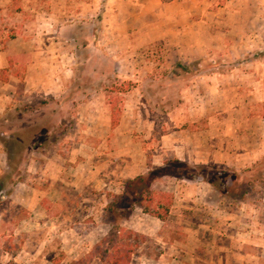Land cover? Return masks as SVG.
<instances>
[{
	"label": "rangeland",
	"instance_id": "1",
	"mask_svg": "<svg viewBox=\"0 0 264 264\" xmlns=\"http://www.w3.org/2000/svg\"><path fill=\"white\" fill-rule=\"evenodd\" d=\"M199 1H204L203 4L208 5L207 9L211 10L214 4L225 3L227 0ZM251 1L255 2L251 4L252 12L260 13L262 18L252 15L249 21L243 23L241 19H237L235 25L242 27L241 32L249 33V36L255 34V37H244V42L236 44L233 49H243L248 45L252 49H259L258 52L236 58L230 54V48L222 45L221 51L216 50L205 59L189 62L188 72L194 76L206 74L213 71L216 64H220V69L226 72L237 63L245 61L263 63L264 67V0ZM192 2L196 3L198 0ZM156 6L157 0H4L0 3V48L7 47L6 41L11 37L23 36L29 41L31 49L40 46L45 52L47 91L31 92L30 87L29 92H24V95L30 96L29 101L23 102V107L30 113L28 120L45 115L38 119L42 127V132H39L41 140L35 144L30 141V149L44 143L51 146L55 153L69 152L70 156L74 151L70 148L85 141H105L109 142L110 146L112 137L85 130L87 122L91 125L90 119H85L84 116L87 109L85 100L91 96L105 100L106 104H109L108 109L113 113V121L118 123L127 100L137 105V102H134L135 83L128 79L134 70L128 62L139 64L138 76L142 71L146 74L144 79L150 75L158 80L165 75L181 71L180 68H167L171 58L167 55L163 42L149 44L142 52L123 54L131 51L128 49L131 47L129 37L149 33L150 26L156 25ZM70 50L73 51L72 73L65 69H69ZM116 54L126 56L125 63H121L123 70L116 68L117 64H120L114 61ZM31 58L32 54H29V60ZM14 61L20 65L22 60L16 57ZM153 63L157 64V68L152 73L147 72V67H144H151ZM257 67L256 65L255 70ZM261 72L263 75L264 70L260 71V74ZM15 73L21 74L23 70L16 69ZM193 75L188 78L189 82ZM58 77L64 80L61 85L57 82ZM21 88L23 91L27 90L25 86ZM162 90L165 91V88ZM68 95H76L78 111L71 118H62L61 123L56 125L53 118L47 117L46 110L42 109L52 101H58L53 105L59 109L60 102ZM188 100L189 98L185 99L186 102ZM157 102V112L153 108L150 111V106L140 104L138 118L142 123H139L134 136L142 137L146 144L143 148L146 160L143 159L141 165L123 162L124 156H116L115 150L88 149L85 152L95 155L97 159L81 166V171L86 172V180L65 186L67 198L63 204L57 198L60 193L54 198V202H51L43 196L45 189L39 188L32 192L27 190L29 196H35V202L38 200L40 205L48 209L50 215L53 214V220L43 213L37 215L34 221L28 220L29 210L24 208L21 202L25 199L24 193L11 197L8 192L14 189L18 180L32 179L33 176L27 171L23 174L16 173L18 166H14L13 175L11 172L7 173L8 187L0 192V264H107L111 256L116 255L128 257V264H159L156 257L169 251V245L174 241L177 244L189 242L186 247L189 257L184 260V264H198L199 260L200 264H264V258L259 251L255 252V259L243 256L239 260L234 259L233 254L241 251L242 247L237 246L232 239L240 238L246 233L245 225L240 224L250 218L249 213L246 216L245 209L250 211V208L256 207L259 212L255 215L260 221L264 218V157L255 164L244 167L212 162L203 164L207 168L206 175L212 173V165L230 173V184H233L234 180L232 195L222 194L206 181L205 184L197 183V179H202L198 173L204 170L198 171L194 168L192 173L191 170H186L190 168L183 166L188 163H174L176 158H168L165 151H161V148H164L161 133L149 132L154 131L150 130L152 124L149 118L162 117L160 110L164 107V98L161 105L160 101ZM258 108L257 114H264V100L259 102ZM131 120L127 125H133V119ZM198 120L194 126L200 128H209L214 122L208 116L199 117ZM5 131L7 127L0 122V133ZM94 131L97 132L96 129ZM34 133L35 130L29 134L31 138ZM83 152L84 149L81 150V153ZM111 153L112 156L109 155ZM19 156L20 162L24 160L23 153H19ZM79 156L85 157L80 153ZM1 165L0 159V167ZM189 165L193 167L199 164ZM62 167L59 162L53 161L44 169L55 170L56 175H60ZM91 173H95L93 176H99L92 184L88 182L91 178L87 177V174ZM195 173L196 178H189V174ZM50 175L51 179H54V173L51 172ZM141 175H150L154 179L152 188L147 189L144 194L146 208L131 203L132 192L126 187L128 180ZM101 178L110 179L111 187H106ZM203 181L202 179L201 182ZM198 185L199 189L196 188ZM178 186L186 189L181 190L183 196H178ZM137 187L138 185L133 184L131 188L135 190ZM163 191L170 197L163 196ZM197 191L200 192L199 196L193 194ZM200 195H204L205 200H196ZM219 206L234 212L232 218H228L230 215L227 214L220 216L217 211ZM167 208L169 210L164 220L147 213V210L152 213H165ZM221 218L227 219L225 221H237L238 227H233L232 233L224 228L223 234H220ZM257 227L255 236L263 237L264 230H261L259 224ZM110 237L116 241H105ZM219 240L224 243V250L219 248ZM260 248L262 247L258 246L257 250ZM181 249H184V246H178L179 252ZM172 257L174 258V255ZM179 260L175 264H181Z\"/></svg>",
	"mask_w": 264,
	"mask_h": 264
},
{
	"label": "crops",
	"instance_id": "2",
	"mask_svg": "<svg viewBox=\"0 0 264 264\" xmlns=\"http://www.w3.org/2000/svg\"><path fill=\"white\" fill-rule=\"evenodd\" d=\"M3 1L0 0V3ZM203 3L204 1L199 0L196 3H193L192 0H157L156 25L150 26L151 31L149 33L139 34L133 36V38L129 37L131 47L128 49H131V51L123 54L142 52V50H145L144 47L149 44L163 42L167 48V55L171 58V61L167 63V68H180L181 71L177 74L165 75V77L158 80L150 75L144 79L146 74L142 71L138 76L140 68L137 67H139V64L128 62V65L133 67L134 70L129 74L128 79L135 83L134 94L136 97L134 102H137V105H133V101L127 100L121 110L119 122L116 126H113V113L108 109L109 104H106L105 100L102 101L100 98H94V96L85 100L87 109L84 116L85 119H90L89 122H91L90 126L87 122L85 130L112 137L110 146L109 142L105 141L99 143L85 141L72 146L70 150L73 149L74 151L69 156V152L55 153L51 146H46L44 143H40L36 147L33 146V149H30L31 145H27L22 152L24 160L15 164V166H18L16 173L23 174L27 171L33 177L32 179L18 180L14 184V189L10 190L8 195L12 197L24 193L23 198L25 199H22L21 202L23 207L25 206L24 208L29 210L28 220L34 221L37 219V215L42 213L49 219L53 220L54 217L52 213L50 215L45 206L40 205L38 200L35 202V196H29L27 190L32 192V190L36 191L39 188L45 189L43 190V196L53 202L54 198L60 193L57 198L63 204V201L67 198L66 192H64L65 186L69 187L75 185L78 181L84 180L86 172L81 171V166L91 161L95 162L97 159L95 155H88V152H85L88 149L95 151L98 148L109 151L115 150L117 152L116 156H124L123 162H133V165H141L142 160H146L144 158L145 151L143 150L146 144L143 142L142 137L134 136L139 123H142V120L138 118L140 116L139 109L144 104L150 106V111L153 108L157 112L155 109L157 101H160L159 104L161 105L163 98L165 104L163 109L160 110V116L162 115V117L149 118L152 124L150 130H154L149 132L150 134L157 131L161 133L164 140V148H161V151H165L168 158H176L188 164L203 165L212 162L214 164L244 167L251 166L264 157V114H257L258 104L264 100V74L262 75V72L260 74V71L264 70L263 63L239 62L226 72L220 69V64H216L217 66H213V71L196 76L188 72L190 69L189 62L205 59L216 50L221 51L222 45L230 48V54L236 58L250 56L258 52L259 49H252L248 45L246 47L243 45V49H233L236 44L244 42V37H255V34L249 36V33L241 32L242 27L235 24L237 19H241L243 23L249 21L252 15V17L257 15V18H262V15L252 12L251 4L255 2L251 0H244L243 3L240 0L213 3L214 6L211 10L207 9L208 5ZM240 33L242 34L240 35ZM20 38L11 37L6 41L7 47L0 48V122L7 127V131L0 133V159L2 164L0 167V183L3 185L0 192L8 187L7 180L10 172L11 175L14 174L12 173L14 168H11L9 154L5 147V139L12 138L17 132L30 131L33 133L35 130L31 140V144H35L36 141L41 140L39 132H42L38 119L45 116L44 114L43 116L38 115L28 120L30 113L26 107H23V102L30 100V96L24 95V92H29L30 87H32L31 92L47 91L45 52L44 49H40V46L31 49L29 41L23 36ZM70 51L69 69L67 67L65 69L72 73L73 51ZM58 52H62V50H58ZM29 54H32L31 60H29ZM16 57L21 58L22 61L19 63L21 66L15 63L14 59ZM114 61L120 63L117 64L118 67L116 66V68L121 70V63H125L126 56L116 54ZM179 64L183 66L180 67ZM256 65L258 69L255 70ZM156 66L157 64L153 63L151 67L145 66L144 69L147 67V72L152 73L157 68ZM16 69H22L23 73H15ZM190 75L193 76H191L189 82ZM62 81L64 80L58 77L57 82L60 85ZM21 86H25L27 90L23 91ZM163 87L165 91L162 90ZM102 91L106 92L105 90ZM189 92L192 95H189ZM99 97L102 96L99 95ZM184 98H189L190 101L186 102ZM64 100L65 102H63ZM64 100L60 102L59 109H56L53 105L58 101H52L43 107L45 109H42L46 110L45 114L47 113L49 118L52 117L56 125H58V122L61 123L62 118L67 116L71 118L78 111L76 95H68ZM188 106L189 108H187ZM202 116L213 119V125L209 128L194 126V123L199 121V117ZM131 119H133V125H127V122ZM161 120H164V122H161ZM83 149L84 152L81 153ZM79 153L85 157H80ZM109 155L112 156V153ZM53 161L63 165L60 175H56L55 170L49 169L47 171V169H44ZM49 172L54 173V179H51L52 175ZM94 174H87V177L91 178V181H88L90 184L96 180V177H99L98 175L93 176ZM201 180L199 178L196 181L200 184L206 183L205 181L201 182ZM101 181L104 182L103 184L106 187H111L110 179L101 178ZM40 184H42L41 187H39ZM181 188L178 186V196H183L182 192L186 190ZM196 188L199 189L200 185ZM193 194L199 196L200 192L197 191ZM196 200L203 201L205 196L200 195V197H196ZM245 210H247L246 216L249 213L250 218H246L240 224L245 225L246 233H243L240 238L231 236L237 246L242 247L241 251L233 254L234 259L239 260L242 256L255 259L256 251H259V254L264 258V236L259 238L254 234V231L258 229V224L261 226V230H264V218L260 221L258 216L255 215L259 212L256 207L250 208V211ZM217 211L220 216L222 214L230 215L228 218H232L231 215L234 214V212L232 213L222 206H219ZM220 220V234H223L222 230L224 228L225 230L229 229V233H232V228L238 227L237 221H225L227 219L223 220L222 218ZM243 236L244 238H242ZM221 240L223 241V238ZM222 241L219 240L217 243L220 244L219 248L224 250L222 249L224 247ZM174 242L169 245V251L162 252L156 257L157 261L160 262L159 264H175L178 259H180L181 264H184V260L189 257V250L186 248L189 242H180L179 244ZM180 245L184 246V249L179 252L178 246ZM258 246L262 248L257 250ZM197 258L200 259L198 256ZM198 264H200V260Z\"/></svg>",
	"mask_w": 264,
	"mask_h": 264
},
{
	"label": "trees",
	"instance_id": "3",
	"mask_svg": "<svg viewBox=\"0 0 264 264\" xmlns=\"http://www.w3.org/2000/svg\"><path fill=\"white\" fill-rule=\"evenodd\" d=\"M180 67H182V64H179ZM117 122H115V120L113 121V126H116ZM30 131H23V132H17L15 133V135H13L12 138L9 139H5V147L7 148L8 154H9V162L10 165L12 166L11 168H14L15 164H17V162H20L21 157L19 156V153H22L23 150L27 147V145L30 143V141L32 140V138L30 137ZM174 163H179L182 164L181 161H179L178 159L174 160ZM183 166H186L190 169H186L187 171L191 170L192 173H194V168L196 170H201L204 172L202 173H198L200 174V176L202 177V179L208 183H210L212 186H214L219 192H221L222 194H227V195H232L233 194V190H234V180H233V184H230V173L229 172H225V171H221V169H219L216 165H212L211 166V174H207L205 170L207 169L205 165H197V166H190L189 164H183ZM192 167V168H191ZM208 167V166H207ZM213 170V171H212ZM232 173V171H231ZM150 174V173H148ZM186 176H188L186 174ZM197 177V173H195V175H191L189 174V178H196ZM154 179L150 177V175H141L136 177L135 179L132 180H128L127 181V189H129L132 192V201L131 203L133 204H137L140 205L144 208H146V204L144 201V194L146 193L147 189H151L152 185L154 183L153 181ZM133 184L138 185L137 189H132L131 187L133 186ZM146 185V186H145ZM3 185L2 183H0V190H2ZM134 190V191H133ZM161 194H163V196L166 195L170 197V195H168L167 193H165L164 191L161 192ZM171 198H173V195H171ZM131 210V209H130ZM169 208H167L165 210V213L162 212H153L152 211H148L149 214H152L162 220H164V218L166 217V213L168 212ZM131 212V211H130ZM129 212V213H130ZM105 241L108 242H115L116 239H114L113 237H110L109 239L106 238ZM128 257H122V256H111L109 262L107 264H128Z\"/></svg>",
	"mask_w": 264,
	"mask_h": 264
}]
</instances>
